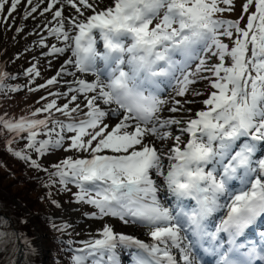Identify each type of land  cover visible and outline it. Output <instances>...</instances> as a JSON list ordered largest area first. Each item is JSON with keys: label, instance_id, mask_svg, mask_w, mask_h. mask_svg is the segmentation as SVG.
Returning a JSON list of instances; mask_svg holds the SVG:
<instances>
[{"label": "snow or ice", "instance_id": "1", "mask_svg": "<svg viewBox=\"0 0 264 264\" xmlns=\"http://www.w3.org/2000/svg\"><path fill=\"white\" fill-rule=\"evenodd\" d=\"M25 4L21 18L38 13L36 28L57 41L39 45L59 69L28 88L47 92L40 107L0 114V133L47 174L45 188L71 193L101 222L75 242L71 264H123L117 249L130 264H202L199 250L216 264H264V230L259 246L241 240L264 219V0H244L236 19L225 17L235 0H0V22L14 26ZM24 75L31 84L41 72L33 64ZM15 79L0 70V91L19 92L6 83ZM57 150L71 155L49 170ZM107 218L142 226L151 243Z\"/></svg>", "mask_w": 264, "mask_h": 264}, {"label": "rangeland", "instance_id": "2", "mask_svg": "<svg viewBox=\"0 0 264 264\" xmlns=\"http://www.w3.org/2000/svg\"><path fill=\"white\" fill-rule=\"evenodd\" d=\"M243 2L244 0H235L236 11L234 13H225V17L236 19L241 13ZM22 15H15V19L16 24L23 28V34L15 31L16 27L11 25V21L8 24L0 22V70L17 77L15 80L6 81L7 84L13 86L18 84L21 86V90L16 93L9 92L7 89L0 91V114L6 113L9 118L29 115L36 107H40L43 101L41 104L36 103V101L39 100L43 93L40 91L29 92L28 88L43 84L47 78L54 75L55 71L59 69L58 61L53 60L52 66L49 67L46 58L41 55L46 49H42L38 44L34 46L33 43L31 44L32 36H30L31 31L29 30L31 25L24 23L22 18H18L22 17ZM26 37H29V39ZM33 64L38 65L41 75L35 79L34 83L30 84L29 78L24 75V71ZM195 87L198 89L202 88L203 84H197ZM199 106L198 104L197 107ZM10 138V134L0 133V204L3 207H6V204L11 205L8 223L5 226L0 225V228L14 235L16 250L19 243L27 246L25 248L28 253L23 256V264H67V255L63 249L64 244L62 245L59 240L67 239L70 235L89 237L90 234L96 233V224L100 221L90 220L84 216V213L89 211L88 206L70 207L66 204L64 192H57L55 188H45L43 185L47 180V174L37 172L15 158L7 150L5 143ZM11 147L19 150L20 144L14 143ZM66 155H71V153L57 150L54 155L45 158V166L51 170L50 165L59 162ZM17 192L21 193V198L26 205L21 201L19 203L17 199L12 197L16 194L18 195ZM49 192L52 193L51 197H49ZM53 198L59 202L60 208L52 205L51 199ZM12 204L16 206V209ZM12 209L14 210L12 211ZM17 211L18 214L21 213L26 216L24 218L27 224L30 223L34 226L33 237H29L28 243L24 242V235H19L22 233L20 231V226L22 225L18 227L11 220ZM30 213L31 215H28ZM33 216L36 217V220L38 218L42 220L44 228L39 223H36ZM107 219L114 227H118V223L115 220ZM64 223L71 225L64 232L58 231L53 227V225L58 227ZM4 244H8V242ZM8 262L9 264H15V257Z\"/></svg>", "mask_w": 264, "mask_h": 264}, {"label": "trees", "instance_id": "3", "mask_svg": "<svg viewBox=\"0 0 264 264\" xmlns=\"http://www.w3.org/2000/svg\"><path fill=\"white\" fill-rule=\"evenodd\" d=\"M17 193H18V195L16 194V195H14L12 197H14V199H17V201L19 203L21 201L24 205H26L25 201H23L22 198H21V193H19V192H17ZM12 205L16 209V206L14 204H12ZM10 208H11L10 204H6V207H3L0 204V212H1L0 213V225H3V226L7 225V223H8L7 220H8V217H9L8 215L11 212ZM13 210L14 209H12V211ZM14 212H16V211H14ZM28 215H31V213L28 214ZM24 217L26 218V216H23L21 213L18 214V211H17V213H15L13 215V218L11 220L18 227H19V225H22V226H20V231L22 233H20L19 235H24V236L27 235L28 237H33L32 233H33L34 226H33V224H30V223L27 224ZM33 218L36 221V223H39V225L42 228H44L43 222H42L41 219L38 218L36 220L35 216H33ZM0 233L3 234V235H0V264H9L8 261H11V259L14 257L15 251H16V239L14 238V235H12V233H9V232H7L4 229L0 228ZM2 239H3V241L1 242ZM6 242H8V244H4ZM24 247H27V246H24ZM25 253H26V255L28 253L26 248H25Z\"/></svg>", "mask_w": 264, "mask_h": 264}, {"label": "water", "instance_id": "4", "mask_svg": "<svg viewBox=\"0 0 264 264\" xmlns=\"http://www.w3.org/2000/svg\"><path fill=\"white\" fill-rule=\"evenodd\" d=\"M22 256H23V248L21 244H19L17 252H16V256H15V264L20 263V261L22 260Z\"/></svg>", "mask_w": 264, "mask_h": 264}, {"label": "bare ground", "instance_id": "5", "mask_svg": "<svg viewBox=\"0 0 264 264\" xmlns=\"http://www.w3.org/2000/svg\"><path fill=\"white\" fill-rule=\"evenodd\" d=\"M75 217H76V215H74ZM100 227V224L98 225V228ZM97 228V229H98ZM119 231H123V232H125V233H128L129 231H125V229H121V230H119ZM129 234V233H128ZM19 264H23V261L21 260L20 261V263Z\"/></svg>", "mask_w": 264, "mask_h": 264}]
</instances>
